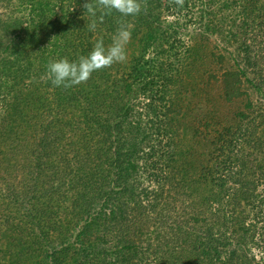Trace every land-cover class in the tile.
I'll use <instances>...</instances> for the list:
<instances>
[{"label":"trees","instance_id":"16d2710c","mask_svg":"<svg viewBox=\"0 0 264 264\" xmlns=\"http://www.w3.org/2000/svg\"><path fill=\"white\" fill-rule=\"evenodd\" d=\"M141 2L126 61L65 90L48 62L119 14L0 0V264H264V0Z\"/></svg>","mask_w":264,"mask_h":264},{"label":"clouds","instance_id":"9594fccd","mask_svg":"<svg viewBox=\"0 0 264 264\" xmlns=\"http://www.w3.org/2000/svg\"><path fill=\"white\" fill-rule=\"evenodd\" d=\"M173 3L182 6L184 0H173ZM82 7L85 13L81 18L92 17L86 27L93 33L97 30L98 22L103 23L106 16L118 13L121 19L117 21L111 44L105 45L102 38L97 39L87 55H80L73 61L65 57L48 62L46 76L42 79L50 81L54 87L67 90L86 84L93 73L125 62L126 47L131 39V24L124 18L136 17L143 10L141 0H85Z\"/></svg>","mask_w":264,"mask_h":264},{"label":"rangeland","instance_id":"374dc122","mask_svg":"<svg viewBox=\"0 0 264 264\" xmlns=\"http://www.w3.org/2000/svg\"><path fill=\"white\" fill-rule=\"evenodd\" d=\"M10 9V8H9ZM6 11V7H5V4H4V6H3V4H1L0 5V13H3V14H5V13H7V11ZM184 32H186L184 35H183V33H181V35H180V37L182 38H184V39H186L187 40V35H188V33L190 32V31H184ZM188 41V40H187Z\"/></svg>","mask_w":264,"mask_h":264}]
</instances>
